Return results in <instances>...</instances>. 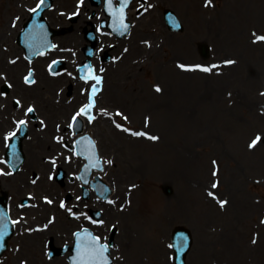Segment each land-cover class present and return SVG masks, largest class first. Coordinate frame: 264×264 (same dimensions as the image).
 <instances>
[{
    "label": "rangeland",
    "instance_id": "obj_1",
    "mask_svg": "<svg viewBox=\"0 0 264 264\" xmlns=\"http://www.w3.org/2000/svg\"><path fill=\"white\" fill-rule=\"evenodd\" d=\"M57 1L60 8L67 5L64 3V0ZM154 1L157 6L155 7L156 18L155 14L152 15L154 17L153 20L145 18L144 29L138 30L136 36L131 37V33L122 39H117L118 44L121 41H125L122 43L123 50L127 51L129 56L128 59L126 58V65L133 67L132 71L124 76V79L129 80L133 77L137 79V85L132 87L131 91L135 93L138 90L140 96L136 95V100L131 98L130 102L126 100L122 102L117 97L108 99L106 97L108 90L105 89L99 107L101 109L103 106H108L112 111L116 108L123 109L124 114H129L130 116V119L127 118L125 120L127 124L132 125L134 128H142V130L144 129L152 133L153 137H157L155 140L149 139L147 136L143 138L144 143L140 146L143 151V173L129 174L128 176H124L122 180L123 182H127V184L137 183L138 185L133 192V198L126 200L132 201L133 199V213L144 214L142 219L137 220L136 216H134L132 220L131 217L129 220L130 225L133 224L137 230L136 232L140 235L138 237V239L140 238V242L138 240V248L134 247L132 249L127 240L125 243L121 240L125 224L122 219L127 216L125 213L129 212V209L121 211V209L118 210L113 207L114 209L108 215L106 214L109 217L105 231H108V228L112 224L119 231L115 238L113 250L115 260L113 264H135L140 260L143 261V264H165L168 263L169 259L166 258L163 261L154 256L152 246H155L156 242L161 243L160 239L164 237L167 238L168 242L172 228L175 225L183 223L193 229L195 237L194 246L188 256V264H217L212 261L213 257L211 259L210 257L215 253L217 261L226 258L227 254H229L227 250L231 249V245L228 242V240L230 241V236L233 235L235 239L236 235L243 237L242 234H244L243 240L246 241L248 239L245 231L251 227L253 218L251 215L248 218L243 216L247 211H251L252 203L250 202V196L264 194V185H254V182H249V185L244 190V194L238 191L241 180H248L264 172V145L262 144L255 153L246 149L248 141L253 136V132H264V65L258 64V62H262L264 59L254 61L248 58L251 56L264 57V45L261 46L259 44L254 49H249L243 46L240 41L243 37L242 42L245 45H249L250 43L248 27L253 22L250 20H258L257 27H260L264 31V15H261L262 11L258 12V9L250 2L243 9L235 7L239 0H210V3L209 0ZM35 2L36 0H0V121L4 118L11 119L12 115H14L16 111L12 103L14 95L20 96L19 98L21 99L23 98V106L34 104L35 108L37 107V103L33 101L34 99L30 97L28 91H26V94L28 93V97H26L24 96L23 89L15 88L7 77L5 79L1 78V75H7L6 71L11 65H15L24 59L23 51L16 43V36L29 9ZM75 4L76 0H70L67 8L62 9L63 13L70 12L75 7ZM88 5L90 6V4ZM166 7L174 8L177 11L185 25L183 32H176L174 34V32L167 30L162 15V11ZM181 8L184 9V12ZM81 16L72 24H78L79 19L81 20L82 18ZM231 21H234V23ZM57 23L56 21L55 24ZM155 24L163 28L168 34L174 36L175 40L172 46H168L167 42L162 39V36L166 35L165 33L162 34V31H152V26ZM228 25H231V27H228ZM67 26L69 25L67 24ZM72 31L66 32V34L70 35V38L63 43L65 46H71V44L73 46L75 44V40L72 38ZM78 34L76 36H78V40L80 41L81 39ZM150 37L152 40L158 41V43L163 42V45L158 46L157 44L155 46L157 47V54L152 55L150 53L147 59L144 60V53L147 52L144 49V38ZM140 41H142L141 46L134 49L133 43ZM203 41L212 44L214 48L212 56L208 59H204L200 54L199 44ZM229 58L235 64L217 70L214 67L211 72L215 71L214 74L201 70V66L213 68V64L220 65V62ZM179 62L189 63L194 69L191 71H180L177 66ZM45 66L46 63L41 68L37 64L36 71L39 72L42 69V73L44 74ZM29 68L30 66L25 64L18 73V79L21 82L23 80L22 76ZM45 75L47 74L45 73ZM37 76L39 78V74ZM248 76L252 78L250 85L244 84ZM185 78H189L191 85L188 92L194 93L196 100L202 102L199 106L197 103L194 104L193 114L188 113L187 118H183L182 121L178 120L177 123L172 122L168 127H164L162 125L163 122H159L158 115H154L153 111H151V113H148L150 114L151 121L147 125L143 124L141 118H144V112L148 111V109L144 110V104L148 106L149 103L147 101L152 99V96L156 95L158 97L160 95L153 85L161 84L165 89L167 83L171 84L172 87L169 89H173L174 92L176 91V94L179 92L178 94L181 95L183 92L178 90L176 85L185 82ZM119 80V77H115L112 80L116 91H122L123 80L118 83ZM6 82L12 87V92L9 96L1 92L2 85ZM62 85L63 82H57L50 92L43 94L44 98L49 96L48 100L52 104L59 105L60 102H57V100H59V88ZM69 86L67 84L66 93H63L64 99H70ZM247 102L254 104L255 108L252 110ZM258 102H261V104H258ZM258 105H260V109L256 111ZM73 108L55 117H49L44 112V114L40 113L41 119L43 123H49L52 120L55 125L56 122L66 121ZM132 109H134V113ZM137 115L139 119L135 118ZM115 118L123 120L121 115H116ZM153 118L156 119L155 122H153ZM56 132L55 129H52L50 135L54 136L58 134ZM161 132L167 135V141L164 140L166 143L160 141ZM119 133L117 131L113 136L117 138L119 147H110L106 153L114 156L115 160L113 168H111L113 159L111 162L106 160L107 164L110 163L106 167L108 168V175L113 172L112 181L117 180L120 174L119 169L123 170V168H126L124 164H122L123 168H120L118 165V163H121L120 161L123 157L127 156L132 160L131 156L137 155L132 153L135 142L123 146V144L132 141L127 139L126 134L120 138ZM33 134L32 132L30 136H33ZM37 138L34 137L33 140L29 139L25 145L27 162L25 161L24 164L26 170L22 173L25 174L26 179L22 180L19 173L10 174L9 172L14 173L10 169L8 173L2 174L7 178H3L1 183L9 185L6 187L13 195L16 193L14 190L17 189H21V193L17 192L19 194H22V192H25L24 194L27 195L33 194V189L27 190L26 184L28 185L29 179L35 173L34 171L38 173V177H45V180L49 177L48 171L50 172V170H47L48 167L45 170H41V168L33 169L28 166L29 155L27 146L33 142V148H35V145L38 143ZM58 148V146H55L52 150L49 149L48 151L46 149L43 156L40 155V158L44 156L47 158L48 155L56 152ZM2 151L0 145V155ZM164 156L170 157L173 162H167ZM1 157L3 156H0V159ZM242 157L246 159L257 158L260 166L255 169ZM126 160L130 162L128 159ZM214 161L215 164L213 163ZM166 162L167 164L177 162L176 168L173 169V166L168 167ZM241 163H244L247 167L243 164L245 166L243 168ZM128 164L126 163V165ZM3 168L5 166L0 161V170ZM6 169L8 168L6 167ZM126 171L130 170L127 169ZM214 172L216 173L215 175H213ZM13 175L14 177H12ZM214 183L217 184L215 188L212 187ZM53 184L59 187L56 182ZM164 184H170L173 187L171 195L165 194L163 190ZM46 186L49 187L51 185L49 183ZM124 190L123 188L120 191L124 192ZM209 193L213 195H209ZM42 194L44 193L40 190L39 198ZM157 194L159 197H157ZM123 199L124 197L120 199V202ZM223 200L228 203L226 207L219 205V201ZM262 206L260 205L255 217L259 216ZM109 208L112 207L110 206ZM241 212L242 215L240 217ZM173 215L176 216L175 221L171 219ZM152 219H154L155 225L150 226ZM55 231L57 232V229ZM63 232V230H59V234ZM220 235L221 237H219ZM144 239L149 245L141 243V240L144 241ZM140 243L142 250L139 249ZM222 246H229V248L223 251ZM163 247L164 250H168L166 246L163 245ZM26 251V253L19 252L17 256L12 255L10 252V254L3 258L0 264H31V261L35 259H31V254L27 248ZM40 258L43 260L38 259V264H49L44 262L47 257ZM61 260L64 259H54V262L68 264L66 259V261ZM168 264L173 263L169 261ZM242 264H247L246 260Z\"/></svg>",
    "mask_w": 264,
    "mask_h": 264
},
{
    "label": "bare ground",
    "instance_id": "obj_2",
    "mask_svg": "<svg viewBox=\"0 0 264 264\" xmlns=\"http://www.w3.org/2000/svg\"><path fill=\"white\" fill-rule=\"evenodd\" d=\"M26 1H29V0H26ZM65 4H70V0H64ZM67 5H64L65 7ZM64 6H62V8H65ZM56 10V9H55ZM57 11V10H56ZM56 11H52L50 14H51V19L54 20V16L56 15ZM82 23L84 22V19H82ZM79 25H82L84 26L85 24H79ZM142 25V23L140 24H136V29L133 31V36H136L138 34V27ZM78 26V25H77ZM155 28H153V31H154ZM109 35H99V42L101 43V46L103 47H115L114 49H117V47H120L122 46V43H124L125 41H122L120 42V46H116L115 44L111 43V41L109 40ZM61 40H59V44L58 46H61L64 42H65V38H60ZM149 39V38H147ZM145 41V39H144ZM167 42H168V45L171 44L173 42V36H168L167 37ZM157 42L156 41H152L151 44L149 46H154L156 45ZM133 46H134V49H137L141 46V43L140 42H134L133 43ZM149 46H145L144 49H146L147 52L144 53V56H147L148 53H152L153 54H157L156 53V47H152L151 50L149 48ZM1 50V49H0ZM118 50V49H117ZM55 52L57 53L54 57L58 56V57H62L64 56L65 53L63 52H58L57 49H55ZM49 56V55H47ZM47 56L45 57H40L39 60H38V63H39V67L41 68V65L45 62ZM129 56H126L125 53L123 54V56L121 57V59L117 62H119L117 65L116 62H113L111 63V65L107 68V71H106V80L105 82L107 81L108 82V92L106 94V97L108 99H114L115 97L117 98H120V101L122 102H125V100L127 102H130L132 99L136 100V95H138V97L140 96L138 94V90L135 92V93H132V87H135L137 85V79L135 77L129 79V80H125L124 79V76L126 74H129L133 67H130V66H126V63H127V60L125 58L128 59ZM146 58V57H145ZM144 58V59H145ZM122 59H125L123 62L120 63V61H122ZM44 61V62H43ZM26 64V62L22 59L20 60L19 62H17L15 65H11L9 67V69L6 71L7 73V77L9 79H11L12 81V84L15 86V88H20V89H23V93H24V96L28 97V93L30 94V97H32V99H34L33 101L35 103H37V106H39L40 110L44 113H46L49 117H55V116H59L61 113H64L66 112L70 106H72L74 103L72 104H66V103H63V104H60V105H54L52 104L48 98H50L49 96L47 98H44L43 94L44 93H48L52 90L53 86L57 83V82H65L66 80H68V78H65V77H59V78H51L47 75H45V72L44 74L42 73L43 70L40 69V71L38 72L39 74V81L37 82V84H35L33 87H28L26 86L25 84H23L19 79H18V73L20 72V70L24 67V65ZM262 64L264 65V61H262ZM43 66V65H42ZM135 68V66H134ZM122 69V70H121ZM113 73V75L111 76V74ZM122 73V75H121ZM179 75H181V73H179ZM111 76V77H110ZM1 77H3V75H1ZM115 77H119L120 80L118 81V83L121 82V80H123V87L121 88L122 91H116L115 90V85L114 83H112V80L115 78ZM117 83V84H118ZM190 81H189V78H185V82H181L180 84L176 85V87H178V90H181L183 92V94L179 95L178 93L176 94L174 92L173 89H169L171 86V84H166V87L165 89L163 90V92L157 97L156 95L155 96H152V99H150L149 101H147V103H149L148 106H145L144 104V110H149V111H153L154 115H158V118H159V122H163V126L164 127H168L169 125L172 124V122H178L179 121H182L183 118H187V114L190 113V114H193V107H194V104H198V106L202 103L198 100H196L195 98V95L194 93H189L188 92V89L190 87ZM131 87V89H130ZM114 88V90H113ZM130 89V90H129ZM26 91H28V93L26 94ZM75 99H77L78 101H81L82 98H83V95L79 92L77 86L75 85V88H74V95ZM132 98V99H131ZM133 113H134V109H132ZM146 114V113H144ZM137 117V116H136ZM139 118V117H138ZM156 119L153 118V122H155ZM4 123L3 122H0V129L4 127ZM90 126V125H89ZM88 126V127H89ZM92 126V125H91ZM63 131H65V128H66V124L64 123L63 124ZM61 127V128H62ZM55 128V125L53 123V121L51 120V122H49V125L48 127L46 128L45 130V133H46V137L40 141H38L37 145H35V148H33V142L29 143L28 146H27V152H28V157H29V163H28V166L35 169V168H47L49 167V163L47 162H44V158H40V155L43 156V153H45L46 149L49 151V149H52L53 147L57 146V143H55L54 141H52V136L50 137V131L52 129ZM118 130H116V128H114L113 126L109 125L108 123L107 124H101L97 127V129L95 130V135L98 139V142H99V148H100V152L102 154H104V156H110V154H106L108 152V150L110 149V147H113V148H118L119 145H118V140L116 137H113L115 135V133L117 132ZM120 132V131H118ZM39 132H35V135H38ZM0 135L2 136V132L0 131ZM120 136V138L122 137V135H124L123 132H120L118 134ZM161 135V139L160 141H162L163 143H166L164 142V140L167 141V135L166 133L164 132H161L160 133ZM128 140L132 141V142H129L127 144H123V146L125 145H130L131 143L135 142L134 145H133V148H132V153H135L137 154L136 156H131L132 157V160H130L127 156H124L123 159L120 161L121 163L118 164L120 168H123L122 167V164H124L126 166V168H123V170L119 169L120 170V174L119 176L117 177V188L118 190L121 188L123 189L125 187V184L127 182H123V178L124 176H128L129 174H137V173H140L142 171V155H143V151H142V147L141 144L144 143V139L143 138H137V139H131L129 136H127ZM126 139V140H127ZM3 140V139H2ZM3 143V142H2ZM33 143V144H32ZM135 144H138V145H135ZM0 145H1V139H0ZM168 149H171V148H168ZM139 155V156H138ZM117 157V156H116ZM126 159H128L130 162H128ZM164 159L167 161V162H173L171 160L170 157L168 156H164ZM166 162V165L168 167H172L173 166V169L176 168V165H177V162H174L173 164H167ZM126 163L129 165H126ZM145 164V162H144ZM127 169L130 170V172H125ZM125 173V175H124ZM20 178L21 179H26V176L24 173H20L19 174ZM14 177V176H13ZM4 178V177H3ZM1 178V180L3 179ZM109 180L112 182L110 176H108ZM119 179V180H118ZM128 181V179H127ZM113 183V182H112ZM2 185V184H1ZM46 185H48L46 183V180L44 178H41L38 182V186L40 187V190H43V191H47L46 190ZM5 186H9L7 185L6 183H3V187ZM26 186L28 187V185L26 184ZM21 191V190H20ZM49 191V190H48ZM157 197H159V195L157 194ZM141 216H144V215H141ZM62 220L61 218L58 220L57 224H59L60 227H62ZM150 226L152 225H155V221L154 219L151 220L150 222ZM58 226V225H57ZM125 238L127 237H130L131 239V243H132V249L134 247L138 248V240L140 242V238L137 239L134 235H133V231L131 233H129L127 230H125ZM139 235V234H138ZM140 237V235L138 236ZM141 237H143L141 235ZM141 243L142 244H148L147 241H142L141 240ZM141 243H140V250H142V247H141ZM153 250H154V256H160V253H162V255H164V248L162 246L161 243H157L156 242V245L152 246ZM259 251H264V246H261V248L259 249ZM161 255V256H162ZM234 258H236L234 255H233ZM138 261V260H137ZM135 264H143V261H138L136 262Z\"/></svg>",
    "mask_w": 264,
    "mask_h": 264
},
{
    "label": "snow or ice",
    "instance_id": "obj_3",
    "mask_svg": "<svg viewBox=\"0 0 264 264\" xmlns=\"http://www.w3.org/2000/svg\"><path fill=\"white\" fill-rule=\"evenodd\" d=\"M41 3H43V0H41ZM209 3H210V0H209ZM33 11H35V9H33ZM124 27H127V26H124ZM257 40H262L264 41V36H258L256 37ZM226 63H233L232 61H227ZM180 67L184 68L185 66L184 65H181ZM196 67H199V66H196ZM212 67H216L215 65H213ZM203 71H211V68H203L202 69ZM29 76H31V73H29ZM96 79V83L99 84L100 83V79L99 77H94ZM25 81L26 83H33L34 81L33 80H30L29 77H25ZM157 91H160L159 88L156 89ZM98 91V89L96 88V85H93L92 87V93L89 97V103L87 105H85L84 107L81 108L80 110V113L79 114H88L90 112V110L92 109V107L94 106L95 104V101L93 99V97L95 96L96 92ZM17 104H19V101H17ZM34 109L32 107H29L27 109V112L28 113H31L33 112ZM117 115H121L120 113H117ZM73 119L75 120V117H73ZM92 119H94V117L92 116H89V120L91 121ZM126 119V118H125ZM26 122L25 121H20L19 124L20 125H24ZM117 127H120V125H117ZM134 135H146V133H133ZM14 135V134H13ZM151 139L155 140L157 139V137H150ZM261 140V137L259 135H257V137L253 140L252 144L249 145V147H253L255 146V144ZM215 164V161L213 162ZM216 173L214 172L213 175H215ZM213 188L217 187V184H213L212 185ZM209 195H213L212 193H209ZM219 203L221 204V207H223V205L226 203V201H219ZM98 239L99 238H96V237H93L92 238V241L94 243H98ZM99 250H100V253L101 255H103L104 253H106L108 251V246L107 245H99ZM104 264H109L107 258L105 257L104 259Z\"/></svg>",
    "mask_w": 264,
    "mask_h": 264
},
{
    "label": "water",
    "instance_id": "obj_4",
    "mask_svg": "<svg viewBox=\"0 0 264 264\" xmlns=\"http://www.w3.org/2000/svg\"><path fill=\"white\" fill-rule=\"evenodd\" d=\"M22 136H24V134L21 135V136L17 139L18 144H20ZM17 147H18V146H17L16 143H13V144H12V151H11V155H10V156H12V158H15V157H16L15 160H18V157H17V156L22 155V152H21V151H20L19 154L17 153V150H16ZM1 209H2V207L0 206V210H1ZM2 215L6 216V214H5L4 212H3ZM0 216H1V213H0Z\"/></svg>",
    "mask_w": 264,
    "mask_h": 264
}]
</instances>
